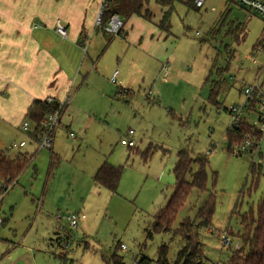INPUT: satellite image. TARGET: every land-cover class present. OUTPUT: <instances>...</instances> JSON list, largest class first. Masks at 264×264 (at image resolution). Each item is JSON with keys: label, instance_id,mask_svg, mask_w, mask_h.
I'll use <instances>...</instances> for the list:
<instances>
[{"label": "rangeland", "instance_id": "374dc122", "mask_svg": "<svg viewBox=\"0 0 264 264\" xmlns=\"http://www.w3.org/2000/svg\"><path fill=\"white\" fill-rule=\"evenodd\" d=\"M148 5L152 24H159L167 7L156 0ZM133 20L138 22L133 17L129 26ZM169 20V32L149 37L151 49L125 46L120 63L111 55L116 49L105 46L96 75L101 85L72 93V105L77 102L79 110L72 130L79 141L67 139L68 131L60 128L54 150L59 157L52 169L50 151L35 152L33 138L0 118V154L14 158L19 150L11 147L22 140L31 144L27 149L34 154L0 202V264H105L113 253L126 264L145 257L157 264L163 244L173 263L185 245L177 234L181 223L195 220L211 193L212 225L199 231V239L208 264L229 261L233 250L223 247L222 236L227 233L233 245L241 243V218L250 213L257 218L264 194V132L258 147L236 154L233 150L239 148L230 144L227 111L245 102L241 90L257 79L264 87V20L236 0H207L202 9L177 0ZM145 26L138 22L133 32H146ZM163 63H168L167 77ZM116 71L130 96L120 95V86L110 81ZM215 84L222 87L213 103ZM255 109L245 114L252 125L258 119ZM130 131L134 149L121 144ZM253 131L247 136L256 143ZM182 149L193 157L213 150L208 156L209 189L193 190L172 231L150 238L155 217L174 193V168ZM105 162L123 167L116 194L93 180ZM255 165L261 166L259 180L252 175ZM71 212L86 215L77 228L67 219Z\"/></svg>", "mask_w": 264, "mask_h": 264}, {"label": "crops", "instance_id": "0c3cea01", "mask_svg": "<svg viewBox=\"0 0 264 264\" xmlns=\"http://www.w3.org/2000/svg\"><path fill=\"white\" fill-rule=\"evenodd\" d=\"M102 1L0 0V118L14 122L21 130L22 123L27 119L28 109L36 101H45L48 98L59 101L68 96L70 104L65 108L61 127L68 131L67 139L79 141L78 138L72 139L69 136L70 132L75 133L72 130L73 115L79 112L77 102L74 103L75 106L72 105V93L101 85L96 75L102 64L105 46L106 49L110 46L116 49L111 55L120 63L126 52L125 46L151 49L149 37L157 33L161 38L170 30L163 29L160 23L154 25L152 20L134 14L125 20V27L120 35L111 36L101 26L96 25ZM148 4L149 1L146 5L150 10ZM164 7H167V10L162 12L161 20L170 9V6ZM151 13L153 19V12ZM133 17L142 25H146V32H133L138 23L133 20L132 24L128 25ZM58 19L62 20L67 28L66 38L60 37L55 31ZM150 24L153 27L147 30ZM117 37H120L119 40H116ZM165 64L168 63H163L162 69ZM120 74L119 72L117 80ZM256 82L259 83L258 79ZM119 90L122 91L120 95L125 93L123 97L131 95L121 84ZM241 93L243 94L242 90ZM126 101L129 104L130 101ZM59 131L54 149L50 151L51 159L52 155L56 159L59 157L54 153ZM29 144L27 142L20 148L18 154L22 153L33 159L34 154H30L27 149L31 145ZM33 149L35 152L39 151L38 147L34 146ZM6 263L9 262L6 260Z\"/></svg>", "mask_w": 264, "mask_h": 264}, {"label": "trees", "instance_id": "16d2710c", "mask_svg": "<svg viewBox=\"0 0 264 264\" xmlns=\"http://www.w3.org/2000/svg\"><path fill=\"white\" fill-rule=\"evenodd\" d=\"M149 0H109L104 16L102 18V28L106 25L113 14L119 15L124 21L134 14L140 15L147 20H152L151 11L144 7ZM177 0H156L161 6H170L160 22V26L170 28V14L172 6ZM194 5V0H189ZM243 27L242 39H245L247 30ZM167 30V29H166ZM168 31V30H167ZM237 40L241 41L239 34ZM220 84H215L211 88L210 100L215 103L217 96L221 92ZM125 94V93H123ZM127 102V101H126ZM54 111V107L46 103V101H36L29 109L27 118L42 126L46 116ZM254 130V131H253ZM253 131L257 139L254 148L258 147L263 137V132L258 130L254 125L244 120L239 128L229 133L230 144L237 143L240 146L247 137V134ZM34 138V135H30ZM134 149V148H133ZM253 149V148H252ZM234 152V150H233ZM209 155H199L193 157L187 150L182 149L177 154V161L174 168L175 189L168 204L160 210L155 217L153 230L149 232L148 237L152 238L154 233H167L172 231V225L186 203L189 195L193 190L198 192L208 191V167ZM32 159V157H31ZM51 169L54 167L56 157L52 155ZM58 161V160H57ZM30 163V158L25 154L9 157L4 153L0 154V195L5 193L2 183H17L19 176ZM252 175L262 176L261 166L256 165L252 169ZM123 167H116L105 162L96 172L93 180L97 186L108 189L112 194L118 192L120 182L123 175ZM216 177V175H215ZM210 199L198 210L195 220L187 219L180 225L177 232L178 235L185 240L184 247L177 253L176 259L171 263L168 259V246L163 244L158 249L157 264H208L205 257L201 241L199 239V231L203 228L209 229L212 225V218L215 212V200ZM257 218L253 213L245 214L241 218L242 233L240 234V247L233 250V254L229 261L224 264H264V194L258 204ZM69 239V236L67 237ZM66 239V240H67ZM105 264H126L123 257L117 253H113L109 259H104ZM149 258H142L137 264H152Z\"/></svg>", "mask_w": 264, "mask_h": 264}, {"label": "built area", "instance_id": "2783aa9c", "mask_svg": "<svg viewBox=\"0 0 264 264\" xmlns=\"http://www.w3.org/2000/svg\"><path fill=\"white\" fill-rule=\"evenodd\" d=\"M108 1L109 0H103L100 5V10L96 19L97 26L102 25V18L107 8ZM206 1L207 0H194V7L196 9H202L205 6ZM236 1L239 6L257 13L264 20V0ZM124 27L125 21L119 15L113 14L106 23V25L103 27V29L107 34L111 36H118L123 31ZM55 31L60 37H67V28L63 21L60 19L56 21ZM163 73L164 77H167L169 74L167 64L164 65ZM118 74V71L113 74V76L111 77V82L115 85L120 86V83H118L117 80ZM243 95L245 98V102L243 104H236L230 106L228 109L231 119L229 131L236 130L237 128H239L240 124L244 120H246L245 114L248 109L253 111L256 108L255 111L258 114V119L253 125L260 131L264 132V89L262 88V85L256 82L254 85L247 86L243 90ZM45 101L48 105L54 107V111L46 116V119L43 122L42 126H38V124L30 120V118H27L22 123L21 130L29 136L34 135L33 139L37 143L38 150L44 149L47 151H53L55 138L61 128L62 117L65 112V108L70 104V97L66 96L64 99L59 101L53 98H48ZM69 136L72 139L77 138L74 132H70ZM133 136L134 132L130 131L128 137L126 139L121 140V144L127 148L135 147L136 142ZM253 139L250 136H247L244 142L240 146H238L239 149L234 152L238 155H241L242 153L250 151V149L253 148L255 144V141ZM26 143V141H22L19 144H13L11 148L19 150L20 148L24 147ZM212 153L213 150L209 151L208 155H211ZM14 184H16V182L12 184L2 183V188H4L6 191L2 195H0V202L2 201L4 195L7 194L10 189L13 188ZM67 219L70 222V226L72 228H77L81 224V222L86 219V215L84 213L71 212L67 215ZM69 240L70 237L66 240L67 245L69 243ZM222 243L224 248L237 250L240 247V243L233 245V242L227 233L226 235L222 236ZM122 248L124 249L125 246H122Z\"/></svg>", "mask_w": 264, "mask_h": 264}, {"label": "bare ground", "instance_id": "6f19581e", "mask_svg": "<svg viewBox=\"0 0 264 264\" xmlns=\"http://www.w3.org/2000/svg\"><path fill=\"white\" fill-rule=\"evenodd\" d=\"M52 152V151H51Z\"/></svg>", "mask_w": 264, "mask_h": 264}]
</instances>
